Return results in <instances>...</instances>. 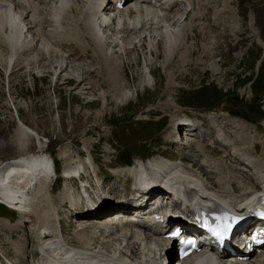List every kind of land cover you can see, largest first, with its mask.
<instances>
[{
	"label": "rangeland",
	"instance_id": "obj_1",
	"mask_svg": "<svg viewBox=\"0 0 264 264\" xmlns=\"http://www.w3.org/2000/svg\"><path fill=\"white\" fill-rule=\"evenodd\" d=\"M198 2L200 1L194 2L192 11L187 14L185 19L191 24V29L187 33V43L190 46L189 55H186V58L180 62L183 58H179V54H182L183 50H177L171 64L164 68L162 52L159 48L156 58L149 63V67L155 75L150 87H143L144 90L143 88L137 89L140 72L145 65L146 50L142 52L134 49L126 57L123 56L122 59H119L133 92L137 89V98L134 95L129 103L119 106H116L113 101L104 105L105 102L100 97L101 90L96 84L103 83V79L108 76L106 72L109 68L107 66H110L111 62L102 58L96 60L97 54L93 51L94 46H91L94 39L90 36L89 31H85L86 36H84L79 28H75V30L67 28L64 31L63 29L57 30L58 35H56V32L54 31V33L50 27L51 24H45L44 29L48 25L51 29L45 35L48 39L51 37L50 40L52 38L55 40H47L51 44L49 47L53 48L54 44L62 43L63 47H59L60 55L64 58L69 55V59L60 61L62 64L70 62L71 65L66 69L61 68L64 71L59 75L62 70L54 68L58 63L59 55H46L45 60L41 57L40 59L36 58L35 61L31 59V56L23 54L19 56L18 62L7 74L5 62L1 63L0 167L1 165L5 167L21 154L16 143L20 122L33 130L38 138L34 137L28 140L29 144L25 154L35 153L40 146L49 147L51 155L59 160L55 161L53 158L58 172L59 168L61 171L63 162V159H59L61 157L58 155V150L59 147L66 144L69 146L68 154L73 159L76 157L75 153L83 151V153H79V158H87V172L88 164L93 166L92 158H94L100 180L107 181L108 184L113 180L110 178L114 176L113 171L121 167L118 164H123V161L138 162L141 159L137 158L150 159L153 156L157 157L158 154L169 159H185L191 154L189 149H180L178 143H168L163 140V132L170 123L168 116L170 110L160 107L159 104L170 99L168 94L180 107L184 108L186 114L194 113L202 116L204 112L207 114L219 110L227 111L230 115L227 112L224 113L230 117L237 119L238 117L231 116L236 114L242 117V120L249 121L248 124L244 120L248 127H252V132L257 129L263 133L264 126L260 121L264 119V79L261 78V73L264 77V61L259 68L260 74L256 82H253L252 86H250V81L248 84L246 82L254 75L255 60L260 57L264 47V0H230V3L227 4L224 0H216L209 3L214 2L212 5H207L211 9L203 10V12L201 10L204 9L205 4L197 5ZM182 7L178 6L177 10L182 9V12ZM218 10L221 12L216 16L215 12ZM198 12L203 14L197 15ZM250 15H253V21L255 17L256 25L263 31L259 34L261 43L251 30ZM208 17H227L228 19L221 21L218 24L219 28H213L209 24ZM233 17L241 18V26L238 30L230 29L227 26ZM224 24H226L225 28H223ZM254 37L260 44L254 42ZM58 38H60L59 41ZM159 45H161V41ZM56 47L53 49L57 50ZM134 48L140 49L136 46ZM48 60L51 62H49L51 64L49 66L45 64ZM80 66L82 69L84 68L92 83L89 86L79 83L81 80L80 71L75 68ZM54 70L57 72L54 73ZM170 73L171 75H169ZM170 77L175 79L168 83ZM170 85L174 87L167 88ZM105 86L104 84V90L109 91V87ZM249 96H251L252 105L248 103L247 97ZM239 97H241L240 101H238ZM210 108L211 110H208ZM148 109L153 110L150 112L148 120H145L140 117V114L147 115L145 110ZM158 119L163 120L160 127L157 123ZM243 134L246 133L241 132L240 135L243 136ZM246 136L249 135L246 134ZM249 139L247 137V140ZM195 146L194 149H197L199 144H195ZM216 148L220 149V147ZM87 150L92 153V158L87 156ZM216 157L218 156L214 155L211 160L217 161ZM155 161H153L154 165L162 164L159 163L160 158ZM107 163L108 167H111L110 173H107L105 165ZM142 168L145 170L143 164ZM80 170L84 173L83 168ZM219 173L221 174V172ZM118 179L119 177L116 180ZM60 182L61 180H57L50 188L54 200H56L55 198L58 200ZM93 184L91 183L89 186ZM70 185L73 187H70L72 191L75 187V180L70 181ZM92 189L95 193L94 186ZM113 190L115 191V189ZM57 200L55 204L57 203V207L58 204L60 206L54 213H59V216L57 215L58 226L61 225L60 230L64 231V237L72 240L73 234L76 232L74 223L72 224L71 221L72 219L76 220L71 208L68 207L72 205V202L67 205L64 201L58 203ZM16 217L0 207V263L6 264V260L17 264L35 263L36 258L28 254L35 245L30 219L25 218V223H21ZM103 239L106 238L102 236L99 238V246H103L107 253L113 254L118 246L105 248L108 244H101ZM119 240L122 238L120 237ZM95 246L98 244L90 246L89 249L92 250ZM16 248H21L18 253L14 250ZM21 251L24 255L20 254ZM118 254H121L120 257L130 255L129 251L125 250L117 252L114 254L115 258L112 259V263L119 261L116 257ZM1 256L6 258L5 262Z\"/></svg>",
	"mask_w": 264,
	"mask_h": 264
},
{
	"label": "bare ground",
	"instance_id": "obj_2",
	"mask_svg": "<svg viewBox=\"0 0 264 264\" xmlns=\"http://www.w3.org/2000/svg\"><path fill=\"white\" fill-rule=\"evenodd\" d=\"M96 1L97 0H26L24 3L15 0H0V65L3 62H5L6 65L7 63L14 65L18 62L17 57L23 54L31 56V59L34 60L36 58L40 59L41 57L45 60L46 55L51 56L57 54L59 55L57 58L58 63L56 62L57 65L54 68H59L60 70H62L61 68L66 69L71 64H69L70 62H65L63 65L61 64V59H69V56L64 58L60 55L61 49L59 47L62 46V43L54 44L57 46V50L53 49L55 46H52L53 48L49 47L51 44H49L50 42L48 43L47 40H50L51 37L48 39L45 35V24L50 23V27L53 32H56V35H58L57 30L63 29L64 31V29L67 28H73L74 30L75 28H79L82 30L84 36H86L85 31H89L90 36L94 39L93 45L91 46H94L93 51L97 54L96 60L102 58L103 60L111 62L110 66L105 65L109 68L108 72H106L108 76L106 78L104 77L103 83L96 84L101 90L100 97L105 102L104 105H108L110 101H113L116 106L124 105L129 103L134 95L137 98V89L150 87V85H152L155 75L151 71L152 69L149 67V63L156 58L159 48L162 52V66L164 68H167V66L171 64L177 50H183V53L179 54V58H183L180 62L186 58V55H189L188 50L190 46L186 40L188 24L187 22H181L184 21V17L192 11L194 2L203 1L205 5H209L210 2L216 0H140L136 3L129 0L125 3L122 10L117 13L116 17L106 18L103 14L109 12V7H104L99 11V8L103 6L102 0H98V5ZM229 1L230 0H224L226 4L230 3ZM131 3H134L133 9L127 7ZM181 4H183V11L180 13L177 7ZM187 10L188 12L186 13ZM220 12L221 11L218 10V12H215V15L217 16ZM200 14L203 13H197V15ZM250 17L251 30L259 41L257 28L252 24L253 15H250ZM173 21H178V25L173 26ZM117 25L120 27L119 30L116 28ZM51 29L48 31L50 32ZM59 39L60 38H58V41ZM51 40H53V38ZM160 41L161 45H159ZM135 46L140 49L134 48ZM134 49L137 51L141 50L142 52L146 50V57H144V59H146L145 65L140 72L137 89L133 92V89L129 85V79L127 80L119 59H122L123 56L126 57L128 53ZM19 58L20 57H18V59ZM49 62L48 60L45 64H48V66L51 65V62ZM75 70L80 71V84L88 86L92 84L84 68L82 69L80 66L77 67V69L75 68ZM63 71L64 70L60 71L59 75ZM56 72L57 71L54 70V73ZM169 75H171V73ZM169 75L167 76L169 77ZM83 76H85V78H83ZM174 79L175 78L170 77L168 83H170V80L174 81ZM104 84L109 87V91L104 90ZM173 87L172 85L167 86V88L170 89ZM168 96L170 99H166L163 103L159 104L160 107L170 110L168 112L170 123L163 132V140L168 143H178L176 140L177 134L181 132L184 127L178 125L177 122L179 119L177 117L184 112V108L180 107L175 100L172 99L171 95L168 94ZM152 110H145L147 115L140 114V117L148 120V116ZM207 115L215 124L218 121H225L226 124L224 123L223 126L220 127L219 124H216V126L223 132L224 141L226 139V144L228 145H220L221 149L215 148L208 150L207 147L204 149H194L193 154L195 155L192 160H189L191 157H188V160L187 157L185 159L178 158L177 160H168L164 155L158 154L157 157L150 160L152 163H146L143 164V166L145 168L147 167V174L149 176L163 177L156 180L151 178V180H155L154 184L157 186L168 188L169 184L173 187L175 194L196 196L194 198L200 199L202 196L197 194V187L198 185H202L213 192L217 197L225 200L226 205L239 213L242 208L241 204H239V199L242 196L249 194L253 190H258V188L264 189V131L261 133L259 130L253 128L254 131L252 132V127H248L244 120L230 117L227 113L222 111L207 113ZM260 123L264 126V119H262ZM206 124L207 123L203 126L206 127L208 131L212 132L213 128ZM241 132L249 136H246V134L242 136L240 135ZM34 137L37 138L35 132L20 122L17 130V138H15L18 149H20L22 155L20 154L21 156L19 155L5 167L2 165L0 167V201L12 205L17 210V217L21 223H25L28 218L30 219V227H32L35 241L34 248H37L36 251L39 250V252L42 253L40 260L43 257L51 258L56 256V260L59 263L65 264L66 256L72 253L73 257L71 260L74 262L76 261V264H119L124 258L130 257V255L139 258L143 251H148L143 247L145 239L138 237L139 233L143 235L141 234V230L146 228V223H140L134 227H128V225L124 224L122 235L125 236L126 240L105 237L106 239H103L101 242V244H108L105 248L118 246L113 254L107 253L104 247L99 246L97 242L94 244H98V246L90 250L89 247L94 244L88 243V240L89 238H93L95 230L77 231L75 223L76 232L73 234L72 240L66 239L64 237V231L62 232V230L57 228L59 227L57 223L59 213H54V211L58 210L60 204H58V207L56 206L57 203L55 204V201L57 198L54 200L49 185L47 184L48 176L52 173L55 174L46 154V152L50 151V148L40 146L35 153L25 154L27 145L29 144L28 140ZM247 137L250 139L247 140ZM191 138L192 137L188 136L187 140L191 141ZM192 141H195L194 138ZM257 146L260 148L259 152L256 150ZM68 149L69 146L65 144V146L59 147L58 150V155L61 157L59 159H63L61 173H63L64 176H72L81 168H83L84 174L88 173L86 171V164H83L84 159L79 158L80 152L75 153L76 157L73 159V157L69 156ZM207 153H214L215 156H218L216 163L222 166L221 169L224 170L222 174H217L212 171V168L215 166L218 167L219 165L217 166L216 163L203 161ZM87 156H91L92 158V153L88 150ZM159 158V163L162 164L160 166L157 164L154 165L153 161L159 160ZM92 160L94 164L93 166L91 165V167L93 171L94 168L96 169L94 176L98 180L100 178L98 176L97 163L94 158H92ZM164 161L175 165L173 168L175 170H173L169 164H164ZM85 162L87 163V158ZM243 163H247L249 166L246 167ZM135 165L133 168L132 166L116 168V170L113 171L114 176L110 178L113 179L112 181L118 182L123 180L120 178H125L124 180L127 182V174L139 175L135 169ZM139 167H142V165ZM231 168H233L232 172ZM178 171L180 174H175ZM232 173L240 176L238 177L239 179H235V174L232 175ZM117 177H119L120 180H116ZM251 180L254 181L257 189L254 187L255 185ZM63 181L64 186L58 191L59 193L57 195L59 197L57 201L58 203L64 201L69 205L71 202L74 203L75 200H77L78 194L76 193L78 191L76 187L71 191L70 187L72 186H69V182L72 181V179H64ZM100 181L104 182V180ZM112 181L109 183H112ZM111 189L113 193L119 192V188L112 184ZM113 189H115V191ZM95 192L97 193L98 190H95ZM156 192L162 194L163 191L157 188ZM86 216L89 217V215ZM74 218L76 220H82L84 216L77 214L74 215ZM174 222L176 226H179L181 229L193 230V227L189 223L184 225L179 221ZM115 224L121 225L118 222H115ZM127 231H130V233H127ZM97 247L100 248L97 249ZM172 248L171 246L170 251ZM122 250L129 251L130 255H128V257L126 255L120 257L121 254H118L116 257L119 261L112 263V259L114 260L115 258L114 254L122 252ZM58 254L59 256H57ZM238 256H241V254L238 253ZM242 263L264 264V253L247 257ZM192 264H223V262H221V260L212 261L209 259H199ZM234 264H240L239 259H237V262Z\"/></svg>",
	"mask_w": 264,
	"mask_h": 264
}]
</instances>
